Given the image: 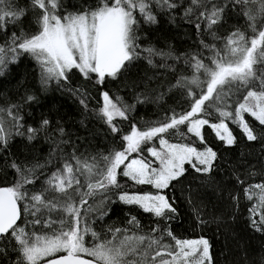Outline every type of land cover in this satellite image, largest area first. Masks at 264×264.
<instances>
[{
    "label": "snow or ice",
    "instance_id": "6c2138e0",
    "mask_svg": "<svg viewBox=\"0 0 264 264\" xmlns=\"http://www.w3.org/2000/svg\"><path fill=\"white\" fill-rule=\"evenodd\" d=\"M31 5L38 10V31L11 32L7 42L0 45V75L10 63L28 54L40 67V83L44 87L51 81L67 85L73 70L87 80L93 79L94 74L95 82L104 85L106 79L118 80L124 76L137 60L143 59L153 68L175 71L167 61L181 59L171 51L142 46L138 34L141 18L145 23L155 24L154 9L173 11L179 6L177 0H93V3L84 0L75 10H68L64 0H31ZM229 7L242 12L252 35L239 28L226 37L217 35ZM24 15L25 10L15 7L11 0H0V32H7L9 25ZM183 15L189 22L195 16L198 32H207L213 41H221L218 46L202 39L200 44L210 55L205 58L202 53H193L184 58L192 75L179 76L174 87L186 90L188 110L173 111L165 120L144 128L132 124L130 132L120 137L124 142L122 147L100 157L82 159L73 153L61 168L47 176L39 191H29L27 185L35 184L42 174L39 170L45 165L11 163L18 179L12 186L0 187V239L14 241L20 257L18 264H214L208 239L178 238L170 227L162 228L159 221L174 218L175 201L165 190L174 188L173 182L185 176L188 171L185 165L209 178L216 168L218 154L205 144L202 132L206 125L226 146L234 145L236 137L225 121L236 124L248 141L259 138L245 115L264 126V22H261L264 0H228L227 3L188 0ZM241 89L244 91L233 108L231 96ZM69 90L80 97L81 105L87 110L86 95L79 89ZM146 99L137 95L136 102L143 103ZM33 100L35 97L29 95L26 102ZM101 100L96 114L113 133H119L121 129L116 121L129 120L135 105L126 103L120 96L113 97L108 91L101 93ZM19 107H0V149L8 146L13 135H27L31 141L48 131L51 124L48 119H43L39 128L29 126L21 131L24 125ZM212 108L219 114L218 122L207 118ZM181 126L205 147L170 142L167 138L170 130L172 134H186ZM54 132L60 137L65 135L63 127ZM156 139L159 148L146 149L154 160L130 159L133 153L139 157L144 145ZM65 143L68 141L53 139V152ZM121 175L135 185H150L157 190L144 194L122 192L118 196L120 202L136 205L156 218V225L148 233L142 232L135 216L128 220L130 228L109 227L104 236L91 227L90 217L94 222L108 214V209L101 206L109 199V191L121 187L118 180ZM237 182L245 183L239 177ZM243 193L247 200L255 201L249 208L251 226L264 232V183L247 185ZM97 195L101 197L98 202L94 199ZM54 213L59 215L54 217ZM94 213L98 215L93 216ZM22 216L33 219L18 223ZM28 225L49 231L29 230ZM88 236L92 240L90 245H86ZM58 253L63 255L57 256Z\"/></svg>",
    "mask_w": 264,
    "mask_h": 264
},
{
    "label": "trees",
    "instance_id": "16d2710c",
    "mask_svg": "<svg viewBox=\"0 0 264 264\" xmlns=\"http://www.w3.org/2000/svg\"><path fill=\"white\" fill-rule=\"evenodd\" d=\"M15 7L25 10V15L15 24H10L7 32H0V45H4L11 32L18 34L23 31L34 33L38 31V10L33 9L31 0H11ZM84 0H64L68 10H75ZM217 3H227L228 0H216ZM93 3V0H88ZM178 7L173 11L154 9L157 16L155 24L145 23L141 18L138 28L139 43L144 47H155L164 51H171L180 60H168L175 71L166 68L150 67L145 60L134 62L128 72L118 80L106 79L104 85H99L93 79L87 80L76 70H73L70 83L58 85L51 81L47 87L40 83L41 70L39 65L28 54H22L16 63H10L3 74L0 75V107L7 108L10 105H19V113L23 117L21 123L26 131L27 127L39 128L43 119H48L51 124L47 132L39 133L35 139L29 141L27 135H13L6 148L0 149V187L12 186L16 183L18 175L11 167L15 161L22 166H31L36 163L44 164L39 170V179L35 184L27 185L29 191H39L47 176L63 166L66 159L73 153L83 158L100 157L113 149H119L124 142L121 136L130 132L131 125L136 124L144 128L165 120L173 111L181 113L189 109V98L186 90L174 87L179 76H191L192 69L183 61L193 53H202L207 58L210 53L203 49L200 41L221 45V41H213L204 31L195 28L196 18L191 22L183 13L188 6V0H177ZM255 8V5L252 6ZM259 19V18H258ZM264 22V21H261ZM241 29L247 35H252L248 21L241 11L234 8L225 9V17L217 35L226 37L231 31ZM207 62V60H206ZM256 86H259L257 81ZM194 90V85H189ZM79 89L87 97V110L80 103V97L73 91ZM108 91L113 97L120 96L128 104H134V109L129 113L127 121L117 120L120 132L113 133L104 123L96 110L101 106V93ZM235 92L231 96L230 103L235 107V102L241 93ZM31 95L35 100L26 102ZM147 97L143 103H137L136 97ZM15 111V109H14ZM211 116L207 117L211 122H218V112L215 108L209 109ZM254 127L258 139L248 141L240 128L228 123L236 143L226 146L220 141L215 132L207 125L202 129L205 144L212 147L218 154L216 168L211 178L195 173L188 165L185 176L179 181H174L175 187L165 190L174 201L177 209L174 218L170 221H159L160 226L170 227L174 235L181 239H195L204 237L209 240L214 264H264V232L256 231L250 222L249 208L255 201L245 198L243 188L250 184L264 183V126L250 116L245 117ZM63 127L65 135L60 137L54 132ZM186 133V128L181 126ZM167 138L172 143H189L199 149L201 144L198 138L186 133L184 136L170 133ZM53 139L65 140L68 143L61 144L60 150L53 152ZM159 148L158 139L144 145V151L138 157L154 160L147 152L148 147ZM158 166V164H154ZM254 173V175H253ZM237 177L245 183L237 182ZM83 181V177H81ZM121 187L107 193L109 199L101 207L108 209V214L92 222L91 227L107 235L109 227L130 228L128 220L135 216L140 222L141 230L148 233L157 223L155 217L145 213L136 205H126L119 201L118 196L122 192L129 194L155 193L157 190L150 185H135L131 180L122 175L118 177ZM233 197H238L234 199ZM95 201L101 197L97 195ZM94 201L89 199V203ZM259 211V210H258ZM203 220L200 223L197 219ZM54 213L53 216H58ZM98 215L94 213L93 216ZM33 219L31 216H22L23 224ZM29 230L48 232L36 226ZM159 235V233H157ZM86 239V245L92 243L91 237ZM167 239V238H166ZM63 255L59 253L57 256ZM88 259L90 257L82 256ZM20 257L11 239H0V264H18ZM51 259V258H50Z\"/></svg>",
    "mask_w": 264,
    "mask_h": 264
},
{
    "label": "rangeland",
    "instance_id": "374dc122",
    "mask_svg": "<svg viewBox=\"0 0 264 264\" xmlns=\"http://www.w3.org/2000/svg\"><path fill=\"white\" fill-rule=\"evenodd\" d=\"M246 116H247V114L245 115V117H246ZM229 128H230V127H229ZM135 154H136V153H133L132 155H135ZM126 163H127V161H126ZM154 164H156V163H154ZM58 254H59V253H58ZM58 254H57V255H58ZM49 259H50V258H49Z\"/></svg>",
    "mask_w": 264,
    "mask_h": 264
},
{
    "label": "water",
    "instance_id": "95a60500",
    "mask_svg": "<svg viewBox=\"0 0 264 264\" xmlns=\"http://www.w3.org/2000/svg\"><path fill=\"white\" fill-rule=\"evenodd\" d=\"M18 223H20V221H18ZM82 258H85V257H82ZM86 259H88V258H86Z\"/></svg>",
    "mask_w": 264,
    "mask_h": 264
}]
</instances>
